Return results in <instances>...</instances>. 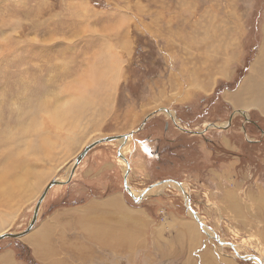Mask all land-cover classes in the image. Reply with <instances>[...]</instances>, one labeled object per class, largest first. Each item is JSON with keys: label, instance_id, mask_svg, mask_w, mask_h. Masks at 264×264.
I'll use <instances>...</instances> for the list:
<instances>
[{"label": "rangeland", "instance_id": "rangeland-1", "mask_svg": "<svg viewBox=\"0 0 264 264\" xmlns=\"http://www.w3.org/2000/svg\"><path fill=\"white\" fill-rule=\"evenodd\" d=\"M263 52L264 0H0V235L25 232L65 182L31 231L0 241V264H198L203 248L211 264H264ZM122 135L70 178L87 145ZM119 154L130 189L164 187L135 203ZM119 194L142 227L89 236L87 215L117 218Z\"/></svg>", "mask_w": 264, "mask_h": 264}, {"label": "bare ground", "instance_id": "bare-ground-1", "mask_svg": "<svg viewBox=\"0 0 264 264\" xmlns=\"http://www.w3.org/2000/svg\"><path fill=\"white\" fill-rule=\"evenodd\" d=\"M86 19V18H85ZM263 56H264V52H263ZM114 63V62H113ZM103 72V71H102ZM107 86V85H106ZM194 86V85H193ZM198 88V87H197ZM199 89V88H198ZM206 89V88H205ZM202 90V89H201ZM78 92H80V91H78ZM77 98V97H76ZM75 98V99H76ZM106 103V102H105ZM74 104H76V103H74ZM60 109V107L58 106V109L57 110H59ZM72 109L73 108H70V110H63V111H65V113H63V114H61V117L62 116H65V117H67V116H69V115H74L75 113L72 111ZM57 110H56V114H57ZM78 110V109H77ZM60 111V110H59ZM240 111V110H239ZM264 111V110H263ZM241 112V114L242 115H245V113H247V111L246 110H241L240 111ZM59 113V112H58ZM54 115V114H53ZM52 117V116H51ZM55 117V116H54ZM56 117H60V115L59 116H56ZM65 117H63V120L62 121H64V120H66L65 119ZM53 118V117H52ZM58 118H54L55 119V122H56V119H58ZM68 118V117H67ZM71 119H73V118H71ZM236 119V118H235ZM53 120V119H52ZM60 120H61V118H60ZM72 121V120H71ZM70 121V123H72ZM59 124V123H58ZM78 124V123H77ZM67 126V125H66ZM71 129V128H70ZM55 131V130H54ZM54 135V134H53ZM58 135V134H57ZM56 135V136H57ZM63 135V134H62ZM43 136V135H42ZM49 136H50V134H49ZM58 136H60V135H58ZM67 136V135H66ZM122 136H124V135H122ZM61 137V139H62V136H60ZM114 137V136H113ZM65 138V137H64ZM129 139V137L126 139V140H124V139H119V140H117V141H122V142H127V140ZM64 140V139H63ZM62 140V141H63ZM52 144H54V143H52ZM51 144V145H52ZM56 144V143H55ZM123 145H124V143H122ZM52 147H53V145H52ZM56 147H57V145H56ZM144 148V147H143ZM51 149V148H50ZM145 149V148H144ZM41 150V149H40ZM52 150V149H51ZM42 151V150H41ZM43 153V152H42ZM39 154V153H38ZM37 154V155H38ZM37 155H35V157H38ZM50 156H51V154H49ZM34 157V158H35ZM36 159V158H35ZM27 160V159H26ZM28 161V160H27ZM59 161V160H58ZM123 161H124V159H123ZM25 162V161H24ZM32 162V161H31ZM25 163H27V162H25ZM22 164V163H21ZM40 164V163H39ZM65 164V163H64ZM32 167L33 166H31L30 164H28L27 163V165H25L24 166V168L28 171L29 170V172L31 171V172H33V170H32ZM38 170V169H37ZM35 172H36V170H34ZM34 172V173H35ZM13 173V172H12ZM36 174V173H35ZM12 175V174H11ZM10 175V176H11ZM41 175H42V173H41ZM9 176V177H10ZM40 177V176H39ZM8 182V181H7ZM34 183V180L32 181V182H30L29 183V179L27 178V177H25V176H21V175H18V176H16L15 178H12V183H8V184H10V186L11 187H13L14 189H16L15 191V193H17L18 191H20V193L21 192H23V195L24 194H28L30 191H32V184ZM7 184V185H8ZM171 184V186H172V183H170ZM35 185V184H34ZM44 185V182L39 186V184H38V187H41V186H43ZM173 185H176V184H173ZM4 186V185H3ZM36 186V185H35ZM179 186V185H178ZM9 187V186H8ZM7 187V188H8ZM37 187V186H36ZM36 187H33V188H35L36 189ZM164 187V185H161V186H157V187H155V188H153L151 191H155V190H160V189H162ZM172 187H174V186H172ZM4 189H6V187H3ZM175 188V187H174ZM9 189H10V187H9ZM12 189V188H11ZM34 189V190H35ZM8 190V189H7ZM39 190H40V188L38 189V190H35V191H33L32 193L33 194H37V193H40L39 192ZM131 191H132V193H133V195L135 196V198L136 197H139V195H140V191H137L136 189H130ZM182 190V189H181ZM6 191V190H5ZM14 191V190H13ZM8 192V191H7ZM182 192H184V191H182ZM9 193V192H8ZM8 193H7V195H8ZM11 193H13V192H11ZM9 195H10V193H9ZM12 195V194H11ZM14 195V194H13ZM20 195V194H19ZM11 199V198H10ZM17 199V198H16ZM12 202V201H11ZM235 202V201H234ZM16 203H17V201H16ZM19 204V203H18ZM95 205V204H94ZM18 207L19 206H17V209L14 211V215L16 214V212L20 209V207H19V209H18ZM21 210V209H20ZM80 210H82V209H80ZM85 211H86V208H85ZM77 212V211H76ZM81 211H79L78 213H80ZM123 213V212H122ZM123 215V214H122ZM126 215V214H125ZM191 215H193V214H191ZM106 216V215H105ZM195 216L197 217V219H198V221L200 222L201 220H200V218L195 214ZM17 217V216H16ZM83 217V216H82ZM81 217V218H82ZM123 216H121V218H122ZM12 216H11V220H12ZM96 219V218H95ZM103 219V218H102ZM49 220V219H48ZM52 220V219H51ZM99 220H101V219H99ZM98 221V220H97ZM5 222H7V223H5ZM123 222V221H122ZM126 222V221H125ZM133 222V221H132ZM107 223V222H106ZM202 223V222H201ZM86 224H87V221H86ZM120 224V223H119ZM9 225V221H7V219H4V218H1L0 217V232H4L5 230H6V227ZM91 226L92 225V221L90 222V221H88V226ZM193 227H194V229H195V231L196 232H198V230H197V227H196V225H195V223H193ZM87 226V225H86ZM118 226V225H117ZM45 227V226H44ZM47 227V226H46ZM45 227V228H46ZM123 226H120V228H122ZM132 227H133V225H132ZM89 228V227H88ZM44 229V228H43ZM90 229V228H89ZM88 229V230H89ZM123 229V228H122ZM207 229V228H206ZM40 230V229H39ZM39 230H37L38 232L36 233V237H37V239H38V241H37V244H38V246L40 247L43 243H44V241L46 240V234H45V232H42V231H39ZM46 230V229H45ZM111 229H109V231H110ZM118 230H119V228H118ZM189 230V229H188ZM192 230V229H191ZM208 230V229H207ZM91 231H92V233H93V237H95V239L97 238L98 240H100L101 238H103V239H109L111 236H113V235H115L116 236V234H114L113 232H109V233H107L108 235L107 236H103V230H102V228L101 227H92L91 228ZM199 233V232H198ZM118 234H120V233H117V235ZM196 235H199V234H197V233H193V237H196ZM31 236V235H30ZM96 239V240H97ZM32 239H30V241H31ZM121 242V241H120ZM46 243V242H45ZM122 243H124V242H121V244L118 242V244L119 245H122ZM195 244V243H194ZM126 245V244H125ZM124 247V246H123ZM234 247V246H233ZM9 254V253H8ZM2 261V260H1ZM230 264H233L232 262H230Z\"/></svg>", "mask_w": 264, "mask_h": 264}, {"label": "crops", "instance_id": "crops-1", "mask_svg": "<svg viewBox=\"0 0 264 264\" xmlns=\"http://www.w3.org/2000/svg\"><path fill=\"white\" fill-rule=\"evenodd\" d=\"M225 194H227V193L225 192ZM124 200L125 199L123 198L122 194H119L118 196H113L111 198V201L109 203V210L111 212L113 211L114 214L117 213V218H115L113 216V220H111L110 216H99V215H95L94 212H92L90 215H87V217H86L87 226H88V221H90V222L92 221V225L88 226L90 229L87 227V229H89V230H87L89 236H91V237L94 236L92 231H91L92 227H101L102 230H103V236H107L108 235L107 233H109V232L111 233L112 232V231H109V229H111V225H108L107 223H112V222H114V223H116L118 225H122L124 227L130 228V229H133V228L137 229L139 227H142L141 223H140V220L138 218L139 212L135 211V210L127 212L126 211L127 207H125L126 205L124 203L125 202ZM121 216H123V217L121 218ZM99 219H101V220H99ZM128 225L131 226V227L133 225V228L129 227ZM118 233H121V232H118ZM114 234H116V233L114 232ZM102 240H104V239H102ZM132 244H134L133 245L134 249L132 248L133 247L132 246L131 247V251H135L138 248V244H141V242L139 240L138 241H133ZM196 246L197 245H194L193 247H191V248H193L192 249V253H194L193 250H194V248H196ZM195 252H196V250H195ZM213 256H214V250L211 253V249H209V248L204 249L203 248L199 252V254L197 256V259L199 261L198 264H207V262H209L211 264L213 262Z\"/></svg>", "mask_w": 264, "mask_h": 264}, {"label": "water", "instance_id": "water-1", "mask_svg": "<svg viewBox=\"0 0 264 264\" xmlns=\"http://www.w3.org/2000/svg\"><path fill=\"white\" fill-rule=\"evenodd\" d=\"M237 113H241L240 111H237ZM230 122V121H229ZM229 122L227 123V125H229ZM210 127H212V128H219V129H225L226 127H219V126H216V125H211ZM200 134H202V133H200ZM128 138V135H124V136H114V137H105V138H101V139H98V140H95V141H93L92 143H90L89 145H87L84 149H83V151L74 159V163H73V165H72V169H71V173H70V178H71V176L73 175V173H74V170L76 169V167H77V165L80 163V161L86 156V154L93 148V147H95V146H97V145H99V144H102V143H108V142H112V141H117V140H119V139H124V140H126ZM119 156H120V158L123 160L124 158L122 157V155L121 154H119ZM124 162L126 163V165H127V174H126V176L124 177V188H125V190H126V192L130 195V197L133 199V201L135 202V203H139V202H141L144 198H143V195H145L146 193H148V192H150V190L151 189H153V188H155V187H159V186H161V185H163L164 184V182H159V183H155V184H153V185H151V186H149L146 190H144L141 194H140V196L139 197H134L132 194H131V190H130V187L127 185V183H126V179H127V176H128V170H129V167H128V163H127V161L124 159ZM69 182V181H68ZM66 183H67V181H66ZM62 184H65V182H62V181H59V180H56V179H54V180H52V181H50L49 183H48V185L45 187V189H44V191H43V193L40 195V197H39V199H38V201L36 202V205H35V208H34V212H33V216H32V219H31V221H30V223H29V226H28V228L26 229V231L25 232H23V233H16V234H14V233H3V234H1L0 235V241L1 240H3V239H5V238H13V239H18V238H21V237H23L26 233H28L29 231H31V229H32V227L34 226V224L36 223V219H37V216H38V210H39V207H40V205H41V203H42V201L44 200V198H45V196H46V194H47V192L49 191V189L51 188V187H53V186H56V185H62ZM177 185H181V184H179V183H176ZM191 213L193 214V216H194V218H195V220L198 222V224L200 225V226H202V223L201 222H199L198 221V219H197V217L195 216V213H194V211H192L191 210ZM208 229V228H207ZM210 231V230H209ZM218 240V239H217ZM218 242L219 243H222V242H220L219 240H218ZM224 244H227V243H224ZM230 246L232 247L233 245L232 244H230ZM237 257H239L240 259H246L245 257H242V256H240V255H237ZM251 259L252 260H256V261H258L257 260V258L256 257H251Z\"/></svg>", "mask_w": 264, "mask_h": 264}, {"label": "flooded vegetation", "instance_id": "flooded-vegetation-1", "mask_svg": "<svg viewBox=\"0 0 264 264\" xmlns=\"http://www.w3.org/2000/svg\"><path fill=\"white\" fill-rule=\"evenodd\" d=\"M228 244V243H227Z\"/></svg>", "mask_w": 264, "mask_h": 264}]
</instances>
